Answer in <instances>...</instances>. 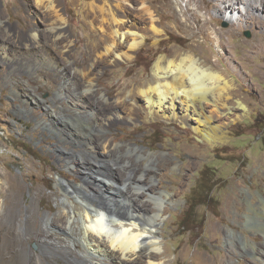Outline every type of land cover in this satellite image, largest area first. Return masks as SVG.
I'll return each instance as SVG.
<instances>
[{"label":"rangeland","instance_id":"374dc122","mask_svg":"<svg viewBox=\"0 0 264 264\" xmlns=\"http://www.w3.org/2000/svg\"><path fill=\"white\" fill-rule=\"evenodd\" d=\"M191 1L149 0L161 19L164 34L159 39L149 37L145 46L129 63H121L120 66L103 65L99 70L95 94L91 93L95 103L90 102L91 105L85 108L98 112L102 106L114 107V103L106 102L104 95L113 102L120 94L129 91L136 81L149 77L159 57H180L190 52L205 64H217L215 68L225 70L229 78L235 80L237 92L232 102L242 101L249 109L245 111L236 103L232 113L224 112L223 117H215L214 125L221 127L216 141H208L198 135L191 126L196 124L195 120H191L193 124L190 127H182L180 121L154 118L144 110L138 111L134 121H111L104 132L95 131L88 139L99 141L105 136L113 143L112 152L116 158L109 166L117 174L126 175L128 180L123 183L125 192L131 190L133 194H139L140 198H133L135 202L129 205L137 211L141 207L145 213L148 212L147 215L151 214L157 219L164 254L162 264H264V259L254 249L257 245L264 251V227L260 228L264 225V22L238 23L241 9L228 12L226 18L234 17L235 25L232 27L226 19L214 17L211 4L203 0ZM70 2L72 5L78 3L75 7L68 5L67 10L71 19L67 26L78 36V43L73 47L70 59L82 67L89 64V56L93 55L91 51L98 47V43L92 47V42L86 41V38L89 34L92 40L94 35L79 23L74 25L73 19L91 11L93 0ZM187 7H200V10L195 14L194 9L188 11ZM263 14V10L258 13L261 17ZM200 15H207L211 26L223 36L226 52L218 46L214 36H208L204 31L198 34L200 27L192 17L200 19ZM26 20L17 2L0 0V49L5 44L11 46L6 50L11 55L29 54L25 44V38H30ZM34 23L41 31L44 30L41 21L35 19ZM247 32L251 33L250 38L246 36ZM1 53L0 50V174L4 179L2 200L9 193L10 177H15L22 187L15 207V222H31L32 206L40 213L37 222H44V215L55 216L66 202V188L58 185L60 177L74 183L93 185L86 175L96 172L84 168L94 158L85 151L88 145L79 144L76 134L70 135L73 130L61 134L55 128L44 129L36 123V120L43 119L49 123L51 112L62 106L72 114L68 103L61 105L55 101V89L63 81L61 71L40 65L39 73L48 81L45 88L39 86V81L32 77L34 70L24 66V59L8 60ZM222 56L225 60L228 56L232 58L230 67L225 65ZM28 60L31 62L33 59L29 56ZM67 67L74 68L71 64ZM27 81L34 86L39 102L24 95L27 89L23 83ZM20 110L32 115L26 113L20 116ZM99 152L103 158L105 154L102 148ZM107 168L101 164L98 171ZM127 168L130 169L128 173L125 172ZM206 171L209 172L206 174L207 180L213 188L212 199L208 203L193 199L197 187L206 177L203 175ZM135 180L147 186L135 192ZM39 188L43 195L38 198L36 193ZM241 188H246L250 196L252 220L251 226L246 229L237 227L235 218L239 209L244 208L241 204ZM164 192L170 194L171 200ZM92 193L88 195L97 200L108 196L105 188L96 197ZM156 199L165 209L161 218L156 214ZM0 217L3 222L11 221L5 203L0 207ZM223 229L225 235H222ZM20 230L25 231V228ZM238 236L244 245L239 244ZM18 251L28 253L37 262L65 263L60 257L45 254L35 241L27 240L19 246ZM0 264L6 262L0 258Z\"/></svg>","mask_w":264,"mask_h":264},{"label":"bare ground","instance_id":"6f19581e","mask_svg":"<svg viewBox=\"0 0 264 264\" xmlns=\"http://www.w3.org/2000/svg\"><path fill=\"white\" fill-rule=\"evenodd\" d=\"M14 1L22 8L24 18L28 20L26 21L30 38H25V44L29 54L11 55L6 52L11 46L2 44L1 55L8 60L24 59V62L26 61L24 66L34 70L32 77L39 81V86L45 88L48 81L39 73L40 65L61 71L63 81L59 88L55 89V101L61 105L68 103L72 114L70 115L62 106L51 112L49 123L45 119L36 120V123L44 129L55 128L61 134L63 131L73 130L70 135L76 134L79 144L88 145L85 146V151L94 158L84 169H94L96 173L90 171L91 173L86 175L92 180L93 185L74 183L60 177L58 185L66 188L64 191L66 202L55 216L44 215V222H37L40 213L33 206L31 222H15V207L22 187L15 177H10L9 193L6 199L2 200L4 193L1 188L4 179L0 174V207L5 203L11 219L10 222H3V218L0 217V258L6 264H58L55 261L37 262L27 255L28 253L18 251L21 244L24 245L27 240H31L35 241L45 254L64 259V264H162L164 254L157 219L150 216L151 214L147 215L148 212L145 213L141 207H138L137 211L129 205L135 202L133 198H140L139 194H133L131 190L125 192L123 183L128 180L126 175L117 174L109 166L116 158L112 152L113 143L105 136L99 141L88 137L95 131L106 129L111 121L115 122L117 119L134 121L138 111L144 110L154 118L180 121L182 127H190L189 125L193 124L190 123L191 120H195L196 124L191 125L192 129L206 140L216 141L219 139L221 127L214 125L215 117H223L224 112L232 113L237 104L245 111L249 109L242 101H235L237 104L232 102L237 92L235 80L230 79L225 70L215 68L217 64L209 66L190 52L173 58L161 56L154 62L149 77L136 81L129 91L117 96L115 101L112 102L104 95L106 102L114 103V107L102 106L98 112L87 110L86 105H91L90 102L95 103L91 93L95 94L99 70L103 65L120 66L121 63H129L145 46L149 37L159 39L164 34L161 19L149 0H93L91 11L74 18V25L79 23L94 35L95 38L91 40L92 37L87 34L86 41L92 42V47L98 43V47L91 51L93 55L89 56V64L82 67L70 59L73 47L78 43V36L67 26L71 20L68 16V5L75 7L78 3L72 5L70 0ZM203 1L212 5L214 17L226 19L231 22L232 27L235 25L234 17L232 15L226 18L227 14L229 11L241 9L242 12L238 13L237 17L238 23L264 22V14L263 17L258 15L260 10L264 11V0ZM191 8L187 7V10L194 9ZM199 10L200 7L194 9L195 14ZM137 14L139 16H134ZM200 16V19L192 17L194 23L200 27L198 34L204 31L208 36H214L218 46L224 49L223 36L211 26L207 15ZM35 19L44 24L43 31L34 23ZM224 51L226 52L225 49ZM262 52L264 53V49ZM29 56L33 59L31 62L28 60ZM221 59L230 67L232 60L230 56L227 60L223 56ZM69 64L74 68L69 69L67 67ZM23 86L27 89L24 95L31 96L33 100L39 102L34 86L29 81L23 83ZM18 113L20 116L26 113L32 115L23 110ZM100 148L105 154L103 158L99 152ZM147 151L151 153L149 149ZM101 164L108 168L99 172ZM129 170L127 168L125 172L128 173ZM83 172L85 173V170ZM150 175L153 176V173L150 172ZM135 184L133 190L135 192L147 186L140 181ZM104 188L108 194L106 198L97 200L88 195L89 192H93L96 197ZM164 193L171 200L170 194ZM36 194L38 198L41 197L42 189H37ZM155 203L158 208L156 214L161 218L165 212L164 206L159 204L157 199ZM263 227L264 225L260 228ZM22 228H25V231H21ZM79 246L82 248H78ZM254 249L257 255L264 259L262 248L256 245ZM75 253L77 256H74Z\"/></svg>","mask_w":264,"mask_h":264},{"label":"flooded vegetation","instance_id":"af4514ba","mask_svg":"<svg viewBox=\"0 0 264 264\" xmlns=\"http://www.w3.org/2000/svg\"><path fill=\"white\" fill-rule=\"evenodd\" d=\"M241 192L243 194V197L241 199V204L244 205V208L239 209L238 215H236V217H235L236 218V226L239 228L246 229V227H248V225H250V222L252 220V219L250 220V208H249L250 196H249L246 188H241ZM225 234H226L225 230L223 229L222 235H225ZM238 242H239V244L244 245L240 236H238Z\"/></svg>","mask_w":264,"mask_h":264},{"label":"trees","instance_id":"16d2710c","mask_svg":"<svg viewBox=\"0 0 264 264\" xmlns=\"http://www.w3.org/2000/svg\"><path fill=\"white\" fill-rule=\"evenodd\" d=\"M209 172L206 171L203 175L208 174ZM210 182L207 180V175L205 179H202L201 184L197 187V193L193 196V199L195 201H204L206 203L210 202L212 199L211 193L213 191V188L210 187ZM185 226V225H184Z\"/></svg>","mask_w":264,"mask_h":264},{"label":"water","instance_id":"95a60500","mask_svg":"<svg viewBox=\"0 0 264 264\" xmlns=\"http://www.w3.org/2000/svg\"><path fill=\"white\" fill-rule=\"evenodd\" d=\"M246 36H247L248 38H250V37H251V33H250V32H247V33H246ZM248 227H249V225H248Z\"/></svg>","mask_w":264,"mask_h":264}]
</instances>
